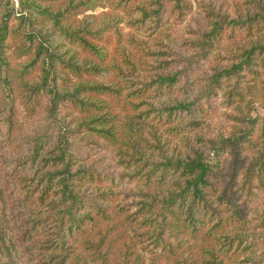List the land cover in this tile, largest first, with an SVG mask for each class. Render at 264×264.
<instances>
[{"label":"rangeland","instance_id":"1","mask_svg":"<svg viewBox=\"0 0 264 264\" xmlns=\"http://www.w3.org/2000/svg\"><path fill=\"white\" fill-rule=\"evenodd\" d=\"M37 1L57 12L67 8L71 2L75 4L80 0ZM158 1L162 2V8ZM176 1L90 0V3L96 4L92 8L82 7L76 13H64L60 17V24L65 27L68 25L70 29L97 31L103 28L100 33H83L93 44L94 50L83 48L77 40L72 42L53 26L51 19L34 14L33 26L43 30L47 37L46 45L65 58L71 57V63L89 67L79 70L55 63L50 83L58 91L72 90L80 84L107 85L112 89L111 92L82 93L81 97L97 105L89 109L69 101H60L57 108L52 110L53 97L46 88H41L38 93H30L28 86H23L24 83L31 87L42 83L43 60L40 58L31 63L35 57L37 41H34L29 51L26 50L28 40L23 34L20 20L12 12L10 37L2 50L8 62L6 68L15 111L12 125L9 126L5 118L6 111L3 110L8 97L1 90L0 205H21L16 199L21 198L25 190L19 179L11 182L16 185L15 188L4 187L7 181L4 170L10 168H3L1 160L6 159L4 165L18 164V159H24L29 154V140L49 128L53 129V136L45 145V150L51 151L60 142L62 135L71 155V169L80 166L88 172L93 171L94 175L93 180H74V189L84 196L112 191L110 199L100 201L104 205H142L143 202L151 201L149 196H161L170 190L175 191L183 181L178 174L169 172L166 178L161 179V176L150 173L151 166H143L163 160L160 156L163 151L174 157H186L191 148L200 150L211 162L223 164L216 179V189H220L229 179L231 181L228 174L233 167L230 165L233 159V155L229 154L230 148H225L217 156L211 147L222 137L238 135L248 127L251 118L264 116V85H259L261 79H264V69L252 65L261 71V79L257 80L260 90L255 96H247L245 101L237 96L229 98L231 87L227 78H221L222 87L210 86V81L222 69V65L237 63L238 58L231 57L241 53L239 45L250 47L251 41L257 37L263 39L264 29H246L239 34L236 31V38L230 37L229 30L217 40L218 49L210 48L205 58L202 56V59L198 58L199 61L196 59L192 63V68H188L190 65L186 67V63L181 61L198 56L200 47L195 44L200 41L204 31L213 27L212 23L218 19V14L224 15L231 23L239 18L247 19L246 16L254 15L258 9L249 0H182L181 5H176ZM6 6L15 11L16 15L21 9L20 0H3L0 11ZM255 61L259 62V58ZM168 73H182V84H174L169 90L163 88L161 93H155L152 86L141 95V84L138 81L151 82L157 75L167 76ZM248 77L254 78L250 75ZM251 83L254 84V81ZM199 96L198 104L202 106L195 110L198 113L195 116L184 111L166 120L165 117L159 118L155 111L161 105L189 101ZM99 119L104 122L101 123ZM196 119H202L204 124L199 127L191 124L190 127L195 128L193 131L175 135L172 128L176 125L181 128L183 124ZM102 129L109 130L115 136L114 139L101 132ZM250 133L253 135L246 136L250 142L243 144L242 167L237 169L238 176L232 186L237 189L246 179H250L254 185L250 190L256 195L248 196L245 190L238 188L231 193L234 197L232 201L235 205H248L243 204L245 196V199L253 203L250 207L264 217V180L259 183L256 177H246L248 164L258 158L259 151L264 147V133L260 128L250 130ZM55 154L57 152H52V155ZM139 154L144 157L141 162L137 161ZM31 175L32 170L28 169L22 174V179H29ZM214 181L215 176H212L210 182L215 186ZM49 195L48 201L58 196L55 188L50 190ZM237 195L239 197L236 198ZM217 196L218 193L215 195L212 191L207 195L212 205H221L215 200ZM26 204L39 205L36 201ZM6 211L11 219L13 208L11 212ZM253 218L251 225L261 221L256 220L257 217ZM226 231L233 230H223ZM235 233L240 231L230 235L234 236ZM244 246H240L238 252ZM248 257L249 250H246L233 259L220 257L218 260L223 261L222 264H252ZM159 258L155 254H148L144 261L145 264H173L170 258Z\"/></svg>","mask_w":264,"mask_h":264},{"label":"trees","instance_id":"2","mask_svg":"<svg viewBox=\"0 0 264 264\" xmlns=\"http://www.w3.org/2000/svg\"><path fill=\"white\" fill-rule=\"evenodd\" d=\"M181 1L177 0L176 5H181ZM249 1L258 9L254 15L230 23L224 15L218 14V19L212 23L213 27L204 31L200 41L195 44L200 47L198 56L184 58L181 62L192 68V63L202 56L205 58L210 48L218 49L217 40L229 30L231 38L237 37L236 31L239 34L242 30L249 31L252 28L263 30L264 2ZM2 2L3 0H0V6ZM158 4L162 8V2L158 1ZM20 5L21 9L17 15L8 6L0 11V95L3 90L8 97L3 110L6 111L5 118L9 126L12 125L15 102L7 75L8 62L2 47L10 37L12 12L20 20L23 34L28 40L26 50L29 51L34 46V41H37L35 57L31 63L40 58L43 60L42 83L34 87L24 83L23 86H28L30 93H38L41 88H46L53 97L52 110L57 108L60 101H69L84 109L96 108L95 103L86 101L81 94L111 92L112 89L107 85L80 84L72 90L58 91L50 83L55 63L79 70L89 67L71 63V57L65 58L63 54L51 49L45 43L47 37L43 30L33 26L35 13L45 16L52 20L53 26L66 38L72 42L77 40L76 42L85 49L94 50L93 44L83 33H100L103 28L97 31L87 28L70 29L68 25L65 27L60 24V17L64 13H76L82 7L90 9L96 4L90 3V0H80L75 4L71 2L67 8L57 12L51 11L37 0H20ZM239 47L241 53H235L231 57L238 58L237 63L222 65V69L212 76L210 86L222 87L221 78H227L231 87L229 98L237 96L245 101L247 96H255L260 90L257 80L261 79V71L254 69L252 65L264 69V37L251 41L250 47ZM258 58L259 62H256L255 59ZM181 78L182 73H168L167 76L157 75L151 82L140 80L138 84H141V95L152 86L155 93H161L163 88L169 90L176 84H182ZM261 80L259 85L263 86L264 79ZM200 97H193L189 101H175L171 105L164 104L156 107L155 111L159 118L165 117L166 120L179 116L184 111L195 116L198 114L195 110L202 106L198 104ZM99 120L104 122L103 119ZM194 122L185 123L181 128L176 125L172 130L178 135L193 131L195 128L190 127L191 124H196L197 127L204 124L202 119H196ZM258 128L264 133V116L251 118L248 127L238 135L222 137L211 147L217 156L224 152L225 148H230V152H227L233 155L230 163L233 167L228 173L231 181L229 179L220 189H216V179L219 177L218 172L223 169L222 163L211 162L202 151L193 148L186 157H174L167 155L166 151L161 152L163 160L143 166H151L150 173L161 176V179L171 172L178 174L183 181L175 191L170 190L161 196H149L151 201L143 202L142 205H104L100 201L108 200L112 196V191L108 190L89 196L79 193L74 189V180H93V171L88 172L80 166L75 170L71 169V155L62 135L60 142L56 143L51 151L45 150V145L53 136L52 128L34 135L29 140V154L24 159H18V164L4 165L6 159L1 160L3 168H10L4 170L7 180L4 187L15 188L16 185L11 182L19 179L25 190L22 197L16 199L21 205H0V264H145L144 259L148 254H155L158 258L165 256L166 259L170 258L173 264H222L223 261L218 258L233 259L235 255L246 250H249L248 259L252 264H264V217L250 207L253 203L245 199V196L243 204L248 205H235L231 194L239 188L245 190L248 196L256 195L250 190L254 187L252 180L246 179L237 189L232 183L238 176L237 169L242 167L241 154L245 149L243 144L250 142L246 136L253 135L250 130L255 131ZM101 132L110 136L109 138L115 137L109 130L102 129ZM52 152L57 154L52 155ZM137 158V161L141 162L144 157L139 154ZM28 169L32 170L31 177L22 179V174ZM263 175L264 147L259 151L258 158L248 164L246 170V177H256L259 183H263ZM212 176H215V186L210 182ZM53 188L58 196L48 201L50 190ZM210 190L215 195L218 193L215 200L221 205L211 204L207 197L211 194ZM241 194L245 195L242 192ZM34 201L39 205L26 204ZM11 208L13 217L11 215L10 219L6 209L11 212ZM253 217L261 221L251 225ZM12 218L14 224L11 223ZM226 229L233 231L223 232ZM237 230L240 233L230 235ZM242 245H245L244 248L238 252Z\"/></svg>","mask_w":264,"mask_h":264}]
</instances>
